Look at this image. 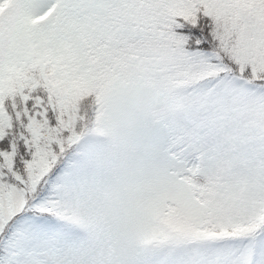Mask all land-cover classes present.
Listing matches in <instances>:
<instances>
[{
  "label": "snow or ice",
  "instance_id": "obj_1",
  "mask_svg": "<svg viewBox=\"0 0 264 264\" xmlns=\"http://www.w3.org/2000/svg\"><path fill=\"white\" fill-rule=\"evenodd\" d=\"M0 9V264H264V0Z\"/></svg>",
  "mask_w": 264,
  "mask_h": 264
},
{
  "label": "rangeland",
  "instance_id": "obj_2",
  "mask_svg": "<svg viewBox=\"0 0 264 264\" xmlns=\"http://www.w3.org/2000/svg\"><path fill=\"white\" fill-rule=\"evenodd\" d=\"M4 13V9H0V14H3Z\"/></svg>",
  "mask_w": 264,
  "mask_h": 264
}]
</instances>
